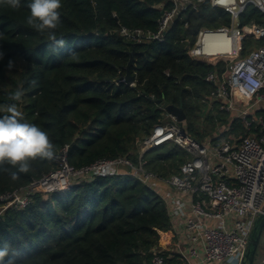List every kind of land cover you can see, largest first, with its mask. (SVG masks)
Listing matches in <instances>:
<instances>
[{
	"label": "trees",
	"instance_id": "1",
	"mask_svg": "<svg viewBox=\"0 0 264 264\" xmlns=\"http://www.w3.org/2000/svg\"><path fill=\"white\" fill-rule=\"evenodd\" d=\"M164 2L169 9L166 0H61L55 31L66 44L55 52L46 33L26 24V6H0V49L5 54L0 106L11 103L8 96L22 87L18 108L25 121L48 133L56 158L68 147V160L76 168L120 157L137 166L141 144L155 127L171 121L159 101L183 108L187 119L180 126L197 141L214 137L230 117L207 99L213 87L205 78L214 68L191 59L188 50L202 29L230 26L231 16L206 0L197 12L189 10L175 20L165 42L139 44L120 35L123 27L158 31ZM262 19L249 6L241 21L249 25ZM262 43L245 40L242 56ZM134 50L132 85L120 78L127 74ZM10 58L16 67L8 71ZM235 124L239 133L244 131L240 121ZM189 158L174 143L144 155L146 170L162 178L178 174ZM56 168V159L37 160L16 181L0 171V196ZM172 229L164 194L124 169L119 175L79 180L47 198L35 194L26 208L8 209L0 217V248L8 245L16 252L18 264H151ZM163 253L167 259L173 256L168 263H179L175 254Z\"/></svg>",
	"mask_w": 264,
	"mask_h": 264
},
{
	"label": "built area",
	"instance_id": "2",
	"mask_svg": "<svg viewBox=\"0 0 264 264\" xmlns=\"http://www.w3.org/2000/svg\"><path fill=\"white\" fill-rule=\"evenodd\" d=\"M166 1L171 7L160 4L163 13L158 31L123 27L120 35L139 44L165 42L180 15L189 10L197 12L206 2ZM210 3L230 14L231 24L216 31L202 29L188 54L214 68L205 78L213 87L207 99L229 114V124L214 137L199 142L168 113L171 121L155 127L141 144L137 166L131 159L120 157L76 168L68 160L66 147L56 158L54 171L0 196V217L8 209L26 208L35 194L47 198L70 190L79 180L119 175L128 169L164 194L173 220L170 235L176 239L173 251L179 256L178 264H226L232 254L238 256L239 264L246 263L251 234L264 213V0ZM249 6L259 10L262 22L243 25L241 18ZM184 27L189 29L190 22ZM249 39L263 43L243 57V43ZM235 121L241 122L244 131L239 133ZM224 134L229 136L222 138ZM167 143L176 144L190 158L178 174L162 178L146 170L144 155ZM151 264H169L163 250H155Z\"/></svg>",
	"mask_w": 264,
	"mask_h": 264
},
{
	"label": "clouds",
	"instance_id": "3",
	"mask_svg": "<svg viewBox=\"0 0 264 264\" xmlns=\"http://www.w3.org/2000/svg\"><path fill=\"white\" fill-rule=\"evenodd\" d=\"M0 6L12 10L26 6L30 10L26 24L41 35L47 34L48 40L52 42L51 50L55 52L65 46L66 41L63 38L57 39L55 31L60 25L58 10L62 6L61 0H28L26 5L22 4V0H0ZM4 55L0 49V61ZM5 67L8 71L14 69L15 60L10 58ZM32 84L35 86V81ZM24 95L25 90L18 87L8 96L11 103L0 106L5 113L0 116V171L5 172L13 181L18 180L20 174L29 173L34 161L51 162L56 159L55 145L48 133L36 124L26 122L19 110L18 102ZM16 255L5 245L0 248V264H18ZM226 264H239L238 256L230 255Z\"/></svg>",
	"mask_w": 264,
	"mask_h": 264
},
{
	"label": "water",
	"instance_id": "4",
	"mask_svg": "<svg viewBox=\"0 0 264 264\" xmlns=\"http://www.w3.org/2000/svg\"><path fill=\"white\" fill-rule=\"evenodd\" d=\"M195 10L192 11L194 13ZM137 52L134 50L131 53V60L129 62V65L127 66V74L125 76H122L120 78L121 82H126L128 84H134L135 78L131 76V68L135 64V56ZM163 109L167 111L170 115L174 116L178 123L182 124L186 122V114L181 107H177L175 105L169 104V103H162L161 101L158 102ZM263 230H264V213L257 219L255 227L253 229V232L250 237L248 251L246 254V263L245 264H254L255 257L257 255V251L263 236Z\"/></svg>",
	"mask_w": 264,
	"mask_h": 264
},
{
	"label": "crops",
	"instance_id": "5",
	"mask_svg": "<svg viewBox=\"0 0 264 264\" xmlns=\"http://www.w3.org/2000/svg\"><path fill=\"white\" fill-rule=\"evenodd\" d=\"M215 40H219V39H215ZM171 232H172V230H171ZM172 234H173V232H172ZM175 244H176V239L175 238H173V235L171 236L170 235V232L169 233H166L164 236H163V239H162V241H161V244H160V249H162L165 253L166 252H168V253H171V254H175L176 255V253L173 251L174 250V247H175ZM177 256V260H178V258H179V256L178 255H176ZM172 258H173V256L172 257H170L169 256V258L167 259V261L170 259V260H172ZM170 264V263H169ZM208 264H216V263H208Z\"/></svg>",
	"mask_w": 264,
	"mask_h": 264
},
{
	"label": "rangeland",
	"instance_id": "6",
	"mask_svg": "<svg viewBox=\"0 0 264 264\" xmlns=\"http://www.w3.org/2000/svg\"><path fill=\"white\" fill-rule=\"evenodd\" d=\"M191 47H194V45H192ZM263 260H264V232L257 251V255L255 257L254 264H262Z\"/></svg>",
	"mask_w": 264,
	"mask_h": 264
}]
</instances>
